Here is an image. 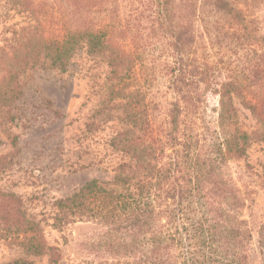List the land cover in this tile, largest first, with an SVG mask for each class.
Segmentation results:
<instances>
[{"label":"trees","instance_id":"1","mask_svg":"<svg viewBox=\"0 0 264 264\" xmlns=\"http://www.w3.org/2000/svg\"><path fill=\"white\" fill-rule=\"evenodd\" d=\"M241 2L0 0L4 121L14 120L11 106L24 92V74L66 71L84 49L110 68L108 104L120 99L119 118L133 128L141 124V142L132 128L119 141L135 165L54 201L50 225L64 244L72 241L93 257L81 264H252L246 200L228 169L231 158L246 156L264 138V128H243L237 106L240 98L264 117V37L247 28ZM16 15L23 24L7 21ZM48 17L62 33L47 32ZM139 76L141 100H134L126 81ZM158 79L171 98L157 105L147 95ZM210 97L217 103L208 113ZM78 224L87 230L75 233L71 226ZM0 235L28 256L48 254L54 264L62 258L21 198L2 189ZM10 264L36 262L19 257Z\"/></svg>","mask_w":264,"mask_h":264},{"label":"rangeland","instance_id":"2","mask_svg":"<svg viewBox=\"0 0 264 264\" xmlns=\"http://www.w3.org/2000/svg\"><path fill=\"white\" fill-rule=\"evenodd\" d=\"M240 6L247 15V28L253 35L264 37V0H242ZM49 18L45 22L47 32L62 33L60 22ZM21 20L19 15L7 19L23 24ZM125 46L132 48L130 42ZM111 75L105 62L100 63L82 49L66 71L39 68L24 74V92L11 106L14 120L4 121L0 114V189L15 192L28 216L40 221L48 243L62 249L58 264H81L83 259L93 257L80 253L72 241L64 244L61 232L50 225L56 212L54 201L72 194L92 178L112 180L124 164H136V159L131 161L120 149L119 141L132 128L137 142H141V124L133 128L119 118L123 115L120 99L108 104ZM126 82L127 90L135 92L132 98L141 100V76ZM154 82L147 100L154 98L157 105L166 103L171 95L165 94L163 80ZM240 100L237 98V106L243 128L249 132L264 128V117ZM216 103L217 98L210 97L208 113ZM14 136L18 137L16 145L12 144ZM228 173L246 200L242 218L252 232L251 262L264 264V138L254 142L246 156L231 158ZM71 227L75 233L87 230L80 224ZM19 257L36 264H54L48 254L28 256L0 235V264H10Z\"/></svg>","mask_w":264,"mask_h":264}]
</instances>
